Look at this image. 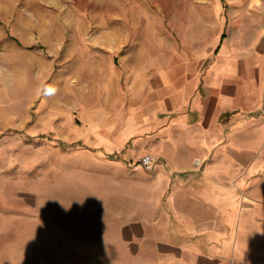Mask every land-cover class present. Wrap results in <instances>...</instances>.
Segmentation results:
<instances>
[{"label": "rangeland", "instance_id": "rangeland-1", "mask_svg": "<svg viewBox=\"0 0 264 264\" xmlns=\"http://www.w3.org/2000/svg\"><path fill=\"white\" fill-rule=\"evenodd\" d=\"M256 4L0 0V264L115 258L127 178L107 156L96 160L86 134L118 116L116 80L125 90L196 53L251 54L264 67V0ZM254 240L230 263L264 264V237Z\"/></svg>", "mask_w": 264, "mask_h": 264}, {"label": "crops", "instance_id": "crops-1", "mask_svg": "<svg viewBox=\"0 0 264 264\" xmlns=\"http://www.w3.org/2000/svg\"><path fill=\"white\" fill-rule=\"evenodd\" d=\"M194 56L125 90L116 80L118 116L86 134L96 160L127 178L108 264H231L246 237L262 242L264 67L246 53ZM146 153L151 171L138 163Z\"/></svg>", "mask_w": 264, "mask_h": 264}, {"label": "built area", "instance_id": "built-area-1", "mask_svg": "<svg viewBox=\"0 0 264 264\" xmlns=\"http://www.w3.org/2000/svg\"><path fill=\"white\" fill-rule=\"evenodd\" d=\"M141 165L143 169L151 171L156 163V158L151 154H145L141 158Z\"/></svg>", "mask_w": 264, "mask_h": 264}, {"label": "bare ground", "instance_id": "bare-ground-1", "mask_svg": "<svg viewBox=\"0 0 264 264\" xmlns=\"http://www.w3.org/2000/svg\"><path fill=\"white\" fill-rule=\"evenodd\" d=\"M253 2H256L257 4H256V7L258 6V0H253ZM261 16H262V14H261ZM136 17H138V15L136 14ZM137 20V19H136Z\"/></svg>", "mask_w": 264, "mask_h": 264}]
</instances>
